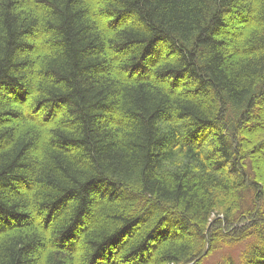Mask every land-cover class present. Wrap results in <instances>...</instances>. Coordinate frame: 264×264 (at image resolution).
<instances>
[{
  "label": "trees",
  "instance_id": "trees-1",
  "mask_svg": "<svg viewBox=\"0 0 264 264\" xmlns=\"http://www.w3.org/2000/svg\"><path fill=\"white\" fill-rule=\"evenodd\" d=\"M262 149L264 0H0V264H264Z\"/></svg>",
  "mask_w": 264,
  "mask_h": 264
},
{
  "label": "rangeland",
  "instance_id": "rangeland-1",
  "mask_svg": "<svg viewBox=\"0 0 264 264\" xmlns=\"http://www.w3.org/2000/svg\"><path fill=\"white\" fill-rule=\"evenodd\" d=\"M249 16H251V15H248V20H251V17H249ZM249 22V21H248ZM255 24V23H254ZM253 25V24H252ZM244 26V25H243ZM263 150V153H264V149H262ZM236 251L237 252H239L240 250H242L243 249V247L242 246H240L239 248H238V246L236 247ZM221 256V254H216V255H214V256H211V257H208L207 259H205L204 260V262H203V264H213L219 257Z\"/></svg>",
  "mask_w": 264,
  "mask_h": 264
}]
</instances>
